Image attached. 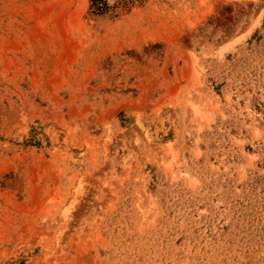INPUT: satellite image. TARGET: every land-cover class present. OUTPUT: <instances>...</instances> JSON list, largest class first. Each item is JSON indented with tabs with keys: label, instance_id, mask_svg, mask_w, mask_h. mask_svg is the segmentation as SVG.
I'll use <instances>...</instances> for the list:
<instances>
[{
	"label": "rangeland",
	"instance_id": "1",
	"mask_svg": "<svg viewBox=\"0 0 264 264\" xmlns=\"http://www.w3.org/2000/svg\"><path fill=\"white\" fill-rule=\"evenodd\" d=\"M0 264H264V0H0Z\"/></svg>",
	"mask_w": 264,
	"mask_h": 264
}]
</instances>
